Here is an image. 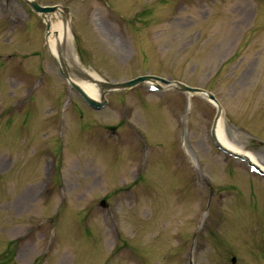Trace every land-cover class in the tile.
Returning <instances> with one entry per match:
<instances>
[{
	"label": "rangeland",
	"instance_id": "374dc122",
	"mask_svg": "<svg viewBox=\"0 0 264 264\" xmlns=\"http://www.w3.org/2000/svg\"><path fill=\"white\" fill-rule=\"evenodd\" d=\"M39 1L69 8L100 78L213 92L227 139L264 164V0ZM44 31L0 0V264H264V177L213 144L216 106L142 82L94 109Z\"/></svg>",
	"mask_w": 264,
	"mask_h": 264
},
{
	"label": "water",
	"instance_id": "95a60500",
	"mask_svg": "<svg viewBox=\"0 0 264 264\" xmlns=\"http://www.w3.org/2000/svg\"><path fill=\"white\" fill-rule=\"evenodd\" d=\"M35 12L39 13L45 20L46 25V39L49 34V31L51 29L52 21L49 19L53 15V13L62 8L63 14L67 17L69 13V9L66 6H60L57 4L54 5H44L39 2V0H24ZM51 57L55 61V63L58 66L59 73L68 80L69 84L80 94V96L91 106L95 108H101L106 103L105 94L111 91L116 90H123L128 87H131L139 82H143L145 80H151L156 81L160 80L168 84L169 86H172L175 89H178L180 91H184L187 93H194V94H203L206 98L212 100L217 105V111L213 119V123L211 126L210 134L211 137L215 143V145L222 150L223 152H226L228 154L237 156L243 160H246L248 164L254 165L262 174H264V169L257 163L254 162L247 154L235 151L229 147H227L225 144H223L218 136H217V122L222 114V106L219 103L218 99L214 95L213 92L206 90L203 87L198 86H191L185 82L179 81V80H166L163 77H159L157 75L152 74H143L136 76L134 78L128 79V80H122L117 82H111L106 79H99L91 76L88 72L81 71L77 68H73L68 66L66 61L64 60L63 55L61 52H59V56H56L49 50ZM91 79L97 84L98 92H99V100L97 98H94L91 96L80 84V82H83L84 79ZM235 260V258H233Z\"/></svg>",
	"mask_w": 264,
	"mask_h": 264
},
{
	"label": "bare ground",
	"instance_id": "6f19581e",
	"mask_svg": "<svg viewBox=\"0 0 264 264\" xmlns=\"http://www.w3.org/2000/svg\"><path fill=\"white\" fill-rule=\"evenodd\" d=\"M54 16H58L59 20H55ZM52 21V26L48 35V45L53 52L54 55L59 56V52L64 57V60L68 64V66L77 68L81 71L88 72L91 76L100 78V76L95 71L87 70L83 67L78 56L74 53L73 48L71 47V38H70V25L67 21L66 16L61 12V9L56 10L53 13V16L50 17ZM83 88L93 97L98 96V88L97 84L91 79H84L83 82H80ZM202 95V94H201ZM203 96V95H202ZM159 123V121H158ZM217 135L219 139L226 144L227 146L231 147L234 150L243 152L248 154L249 157L256 161L263 169L264 164L258 159V157L252 153L251 151L244 149L243 147L232 143L224 134V124L222 116L219 118L217 122Z\"/></svg>",
	"mask_w": 264,
	"mask_h": 264
}]
</instances>
